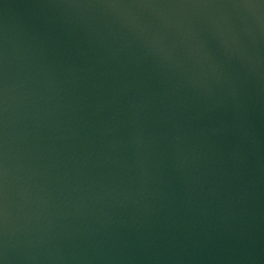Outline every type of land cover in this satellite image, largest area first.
<instances>
[{
	"label": "water",
	"instance_id": "obj_1",
	"mask_svg": "<svg viewBox=\"0 0 264 264\" xmlns=\"http://www.w3.org/2000/svg\"><path fill=\"white\" fill-rule=\"evenodd\" d=\"M0 264H264V0H0Z\"/></svg>",
	"mask_w": 264,
	"mask_h": 264
}]
</instances>
